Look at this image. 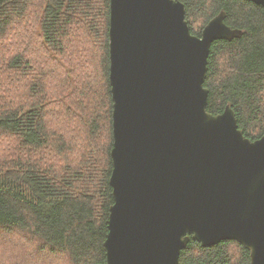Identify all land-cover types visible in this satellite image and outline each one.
<instances>
[{
    "label": "trees",
    "instance_id": "trees-1",
    "mask_svg": "<svg viewBox=\"0 0 264 264\" xmlns=\"http://www.w3.org/2000/svg\"><path fill=\"white\" fill-rule=\"evenodd\" d=\"M179 1L193 35L222 12L229 27L243 32L212 44L208 111L218 115L231 106L245 136L262 138L264 9L247 0ZM109 30L110 0H0V41L20 40L16 52L0 55V138L16 143L0 156V233L23 234V248L38 259L26 258L41 264L106 263L114 204ZM50 57L64 58L58 78L71 81L76 106L87 113L68 126L51 121L49 107L62 114L65 95L51 93L48 76L41 79L39 64L48 68ZM13 73L34 82L6 85L1 76ZM0 264L8 261L0 256ZM179 264H251V251L233 240L202 247L191 238Z\"/></svg>",
    "mask_w": 264,
    "mask_h": 264
},
{
    "label": "water",
    "instance_id": "water-1",
    "mask_svg": "<svg viewBox=\"0 0 264 264\" xmlns=\"http://www.w3.org/2000/svg\"><path fill=\"white\" fill-rule=\"evenodd\" d=\"M225 20L222 12L196 36L179 0H110L105 264H179L191 238L237 241L264 264V136L247 138L231 106L208 111L212 44L243 35Z\"/></svg>",
    "mask_w": 264,
    "mask_h": 264
},
{
    "label": "rangeland",
    "instance_id": "rangeland-1",
    "mask_svg": "<svg viewBox=\"0 0 264 264\" xmlns=\"http://www.w3.org/2000/svg\"><path fill=\"white\" fill-rule=\"evenodd\" d=\"M13 38L14 35H8L0 41V55H7L8 53L16 52L14 50L15 48L18 49V47L20 46V43L18 44L20 40L19 38L15 37V41H13ZM34 49L30 48L29 52L35 56L36 52L34 51ZM63 60L64 58L57 59L50 57L45 63L48 68H45L41 64H39V66L42 69L41 79L44 80V78L48 76L45 84L47 85L51 93L56 96L65 95L61 100V107H58V109L61 110L62 114H58L52 106L49 107L51 121H59L61 124L68 126L72 121L78 122L80 118H83V116H85L87 113L82 109V107H80V103L78 104V107L76 106L77 93L74 92V90L70 87L71 81H68L67 83L66 81H60L58 78L60 71L62 70L61 64ZM1 77L5 79L4 82L6 85L12 84L21 86L24 82H26V85L29 83L33 84L34 82V78L30 76H27V79H21L19 73H13L9 75L6 74V76L2 75ZM93 83L95 85L94 81ZM14 92L16 91H11L10 93ZM69 114L71 116L67 117ZM15 149L16 143L14 139L0 138V156H2V153L6 150L13 151ZM24 241L25 239L23 234L13 233L7 235L0 233V256H2L5 261H8V264H41V262H35L32 259L26 258L25 255L30 251V248H27L28 252L25 251L22 245L24 244ZM28 255L31 258L38 259L37 255L34 254L33 251L28 253ZM43 261L56 263L55 258L46 256ZM58 262H60V260H58Z\"/></svg>",
    "mask_w": 264,
    "mask_h": 264
}]
</instances>
